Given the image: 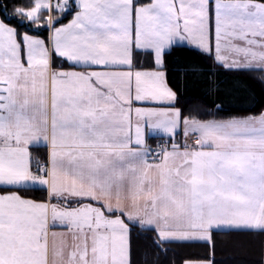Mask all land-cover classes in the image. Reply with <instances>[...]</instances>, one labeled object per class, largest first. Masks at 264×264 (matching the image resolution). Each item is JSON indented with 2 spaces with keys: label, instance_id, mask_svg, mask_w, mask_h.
Masks as SVG:
<instances>
[{
  "label": "snow or ice",
  "instance_id": "obj_1",
  "mask_svg": "<svg viewBox=\"0 0 264 264\" xmlns=\"http://www.w3.org/2000/svg\"><path fill=\"white\" fill-rule=\"evenodd\" d=\"M217 236L264 264V0H0V264H229Z\"/></svg>",
  "mask_w": 264,
  "mask_h": 264
},
{
  "label": "trees",
  "instance_id": "obj_2",
  "mask_svg": "<svg viewBox=\"0 0 264 264\" xmlns=\"http://www.w3.org/2000/svg\"><path fill=\"white\" fill-rule=\"evenodd\" d=\"M46 35V34H45ZM239 87H243L244 85H249L253 87L259 95V88H256L252 81H250L247 77H238ZM220 236L216 237L217 241V259H228L229 264H249V262L253 259L252 256V247L254 245V241L252 238L247 236ZM187 252H195L197 254H203L202 249H188Z\"/></svg>",
  "mask_w": 264,
  "mask_h": 264
},
{
  "label": "crops",
  "instance_id": "obj_3",
  "mask_svg": "<svg viewBox=\"0 0 264 264\" xmlns=\"http://www.w3.org/2000/svg\"><path fill=\"white\" fill-rule=\"evenodd\" d=\"M219 238H222V236H220Z\"/></svg>",
  "mask_w": 264,
  "mask_h": 264
}]
</instances>
